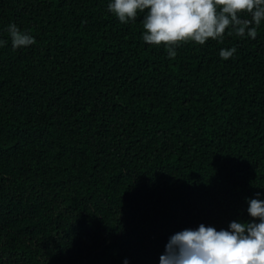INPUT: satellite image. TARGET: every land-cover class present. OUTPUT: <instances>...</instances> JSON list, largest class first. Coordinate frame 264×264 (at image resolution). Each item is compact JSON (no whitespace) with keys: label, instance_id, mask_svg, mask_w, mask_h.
Instances as JSON below:
<instances>
[{"label":"trees","instance_id":"obj_1","mask_svg":"<svg viewBox=\"0 0 264 264\" xmlns=\"http://www.w3.org/2000/svg\"><path fill=\"white\" fill-rule=\"evenodd\" d=\"M110 2L0 0V264H160L264 201V22L170 60Z\"/></svg>","mask_w":264,"mask_h":264},{"label":"clouds","instance_id":"obj_2","mask_svg":"<svg viewBox=\"0 0 264 264\" xmlns=\"http://www.w3.org/2000/svg\"><path fill=\"white\" fill-rule=\"evenodd\" d=\"M107 10L124 25L143 13V42L163 48L170 60L177 49L192 43L204 46L211 39L223 44L226 36L255 40L264 22V0H111ZM6 31L13 50L36 43L14 23ZM7 44L0 38V48ZM236 52V47L223 48L219 56L229 60ZM247 203L251 219L232 221L229 230L200 224L174 234L160 264H264V201Z\"/></svg>","mask_w":264,"mask_h":264}]
</instances>
